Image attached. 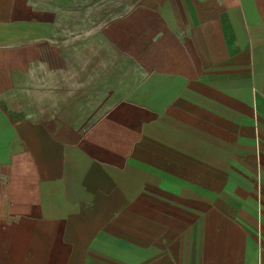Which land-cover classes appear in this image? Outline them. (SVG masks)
<instances>
[{"label":"crops","instance_id":"obj_1","mask_svg":"<svg viewBox=\"0 0 264 264\" xmlns=\"http://www.w3.org/2000/svg\"><path fill=\"white\" fill-rule=\"evenodd\" d=\"M0 264H264V0H0Z\"/></svg>","mask_w":264,"mask_h":264}]
</instances>
